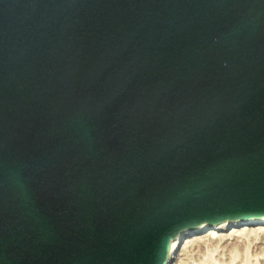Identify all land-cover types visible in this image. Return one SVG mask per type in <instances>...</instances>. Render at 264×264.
<instances>
[{"label":"water","instance_id":"95a60500","mask_svg":"<svg viewBox=\"0 0 264 264\" xmlns=\"http://www.w3.org/2000/svg\"><path fill=\"white\" fill-rule=\"evenodd\" d=\"M260 217L264 0H0V264Z\"/></svg>","mask_w":264,"mask_h":264},{"label":"bare ground","instance_id":"6f19581e","mask_svg":"<svg viewBox=\"0 0 264 264\" xmlns=\"http://www.w3.org/2000/svg\"><path fill=\"white\" fill-rule=\"evenodd\" d=\"M252 226H253V229L251 228L252 229L251 232H247V233H249V236H252L253 238H257V236L263 235L264 234V217H260V218L253 219V220L252 219L245 220L243 223H240V222H234L231 224L229 222L220 223L217 227H215L214 225H208L206 227V229H204L202 231L189 230V229L184 230V231H182V233L180 235H178L171 242V247H170L171 259H170L169 264H186V262H184L183 261L184 259H182V258H179V260L177 262H172V256L179 249L182 251L181 255L186 254V255H190L191 258L199 259L201 256L204 255L206 250L211 249L213 246H215L214 249H216L217 247L221 246L224 242H226L230 238L233 239L234 241H236V243L239 241H242V240L238 239V236H241V234H243V231L245 229H250V227H252ZM254 226H257V228H254ZM226 228H227V230L231 231L229 233V236H227V237H225L224 234L220 233L221 231H224V229H226ZM247 233H246V235H247ZM192 245L198 247L197 251L194 253L191 252L188 254V251L191 249ZM214 249L212 248V250H214ZM193 250H194V248H193ZM193 250H191V251H193ZM189 257L187 256V257H185V259H188ZM263 260H264V258H263ZM246 262L250 263L249 261H246ZM246 262H244V263H246Z\"/></svg>","mask_w":264,"mask_h":264},{"label":"rangeland","instance_id":"374dc122","mask_svg":"<svg viewBox=\"0 0 264 264\" xmlns=\"http://www.w3.org/2000/svg\"><path fill=\"white\" fill-rule=\"evenodd\" d=\"M227 228L224 229V231L220 232L224 234L225 237L229 236V233L231 232L230 230H227ZM251 228L253 229V226L250 227V229H245L243 231V234H241V236H238V239L242 241H239L236 243V241L230 238L226 242H224L221 246L217 247L216 249H214L215 246H213L212 248L214 250H212V248L209 250H206L204 255L201 256L199 259L191 258L190 255H186V254L181 255L182 251L179 249L172 256V262H177L179 258H182L184 259L183 261L186 262V264H264V260H263L264 258V255H263L264 254V234L257 236V238H253L252 236H249V233H247V232H251L252 230ZM254 228H257V226H254ZM197 248L198 247L192 245L191 249L188 251V254L191 252L193 253L196 252ZM187 256L188 257L190 256L188 258L189 260L185 259V257ZM246 261H249L250 263Z\"/></svg>","mask_w":264,"mask_h":264}]
</instances>
